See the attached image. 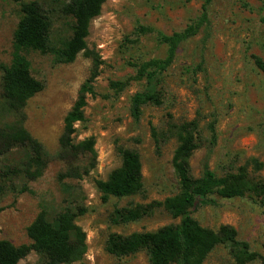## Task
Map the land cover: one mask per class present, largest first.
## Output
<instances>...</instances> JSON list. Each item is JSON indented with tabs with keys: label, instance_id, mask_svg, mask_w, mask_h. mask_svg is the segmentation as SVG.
Segmentation results:
<instances>
[{
	"label": "rangeland",
	"instance_id": "rangeland-1",
	"mask_svg": "<svg viewBox=\"0 0 264 264\" xmlns=\"http://www.w3.org/2000/svg\"><path fill=\"white\" fill-rule=\"evenodd\" d=\"M29 1L23 0L22 2ZM50 21L48 44L58 48L71 35L72 18L63 7L70 0H38ZM205 0H105L100 13L89 25L87 49L98 58L94 79L95 95H88L84 121L74 124V143L92 138L95 161L82 152L75 157L56 158L63 118L73 105L80 85L93 68L91 57L82 52L70 63L59 62L53 52L25 51L31 75L42 82L41 91L22 109L26 130L48 152L49 161L38 179L28 182L29 190L17 193L8 188L0 194V239L18 246L30 243L26 228L44 205L51 220L63 207L85 210L76 223L86 234V252L69 264H150L145 251L117 256L105 250L111 233L126 235L152 231L177 223L162 208L138 220L114 223L115 208L131 204L161 201L175 194L178 185L171 158L174 138L162 142L157 151L151 128L165 129L169 122L195 120L198 124V148L190 158V173L201 175L207 162L217 176L235 172L244 166L251 177L264 180V74L254 57L264 61V0H212L207 20L198 32L180 43L172 65L163 74L160 105H144L138 121L129 112L130 98L141 91L143 80L134 65L165 55V46L157 40L159 32L182 31L197 20ZM21 16L20 3L0 0V83L2 66L11 62L13 32ZM140 26L150 29L139 33ZM112 81L125 83L122 90ZM19 113L9 110L0 85V126L10 124ZM213 123L214 142L209 131ZM117 147L138 151L142 162L143 189L130 197L101 198L96 180L106 179L118 167ZM27 150L12 147L0 154V170L15 165ZM253 160L261 167L255 169ZM91 163H94L91 167ZM69 165L88 167L80 179L58 181L59 173ZM15 187L24 183L12 179ZM214 204L192 211L203 226L213 229L228 224L238 239L252 250L263 252L264 204L251 196L223 198L213 194ZM42 255L31 251L18 264H41ZM203 264H234L225 245L216 246ZM248 264H261L255 260Z\"/></svg>",
	"mask_w": 264,
	"mask_h": 264
},
{
	"label": "trees",
	"instance_id": "trees-1",
	"mask_svg": "<svg viewBox=\"0 0 264 264\" xmlns=\"http://www.w3.org/2000/svg\"><path fill=\"white\" fill-rule=\"evenodd\" d=\"M20 3L21 16L13 32V51L11 62L2 66L1 89L3 100L9 110L19 113L10 124L0 126V154L12 147L27 150L26 155L15 165H6L0 170V180L10 181L8 188L23 193L29 190L28 182L38 179L45 171L49 161L48 152L42 144L26 130L22 120V109L27 101L42 90L43 84L35 79L30 72L29 62L25 51L53 52L59 62L70 63L79 53L91 57L93 68L90 75L80 85L77 97L63 118V129L58 139L56 158L75 157L79 153L89 154L95 161V151L92 138L74 143V124L84 121V108L88 95L94 96V79L97 76L96 55L87 49L86 37L89 33L91 20L100 13L105 0H70L63 11L73 20L71 35L58 48H50L48 35L50 21L38 0H13ZM212 0H205L200 17L188 24L182 31L171 34L159 32L157 40L165 46V55L142 61L134 67L137 76L143 80V88L130 98L129 112L134 121H138L144 105L162 104L160 84L163 74L172 65L180 43L195 35L199 28L206 23L207 6ZM139 33L150 32L149 28L140 26ZM256 66L264 74V61L254 57ZM110 86L120 91L124 82L112 81ZM209 131L214 142L215 131L213 123L209 124ZM156 150L162 142L174 138L176 147L171 158V166L178 185V191L161 201H151L147 204H131L115 208L112 215L114 223L135 221L162 208L177 223L164 225L152 231H138L126 235L111 233L105 244V250L117 256L134 254L145 251L150 264H203L208 254L218 245L228 247L234 264H248L260 260L264 264L263 252L259 253L237 237L236 229L228 224L213 229L201 225L193 216L192 211L204 204H214L213 194L223 198L251 196L264 204V180L249 175L242 166L235 172L217 176L206 162L200 176L194 177L190 173L189 161L198 148V124L195 120L169 122L165 129L151 128ZM121 157L118 167L113 169L106 179L96 180L101 198L106 201L109 197H130L140 193L143 189L142 162L138 151L132 148L117 147ZM94 163H91V167ZM255 169L261 164L253 160ZM89 172L88 167L69 165L59 173L58 181L65 187V179H80ZM23 178L24 183L15 187L12 179ZM6 186L0 185V194ZM85 210H77L66 206L59 210L54 217L47 218L44 205L26 228L30 243L18 246L9 240L0 239V264H18L29 252L34 251L42 255L41 264H69L80 260L86 252V234L76 223V218Z\"/></svg>",
	"mask_w": 264,
	"mask_h": 264
}]
</instances>
